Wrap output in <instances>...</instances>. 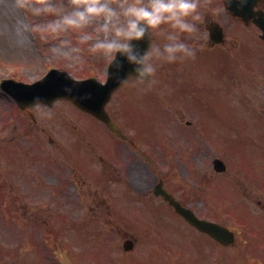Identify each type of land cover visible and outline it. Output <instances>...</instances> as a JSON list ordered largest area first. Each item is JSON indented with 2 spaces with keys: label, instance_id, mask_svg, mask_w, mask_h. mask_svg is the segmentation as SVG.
I'll return each mask as SVG.
<instances>
[{
  "label": "rangeland",
  "instance_id": "374dc122",
  "mask_svg": "<svg viewBox=\"0 0 264 264\" xmlns=\"http://www.w3.org/2000/svg\"><path fill=\"white\" fill-rule=\"evenodd\" d=\"M11 2L12 0H0V75L14 73L23 79L31 80L41 76L47 67H59L79 77L99 72L108 61L101 55L88 62L74 64L55 51L53 48L55 41L45 40L38 33H28L24 38L19 37L15 32L14 19L5 12L6 6ZM18 15L23 16V12H18ZM244 37L247 39L241 42L242 57L237 67L222 64L221 61H225L227 57L218 53L213 55L215 62L205 58L178 59L181 66L176 75L182 78L185 85L192 81L188 87L191 96H176L177 93L171 84L172 65L170 61H163L153 84L140 83L142 88L138 86L137 80H128L122 88L115 91L112 100L110 99L107 104L109 112L124 124L122 127L124 130L127 129L130 136L149 138L152 143L156 142L154 140L161 142L164 145L161 148L166 159L174 153L176 160L188 146L199 150H191L194 153L189 156L186 163L183 160L177 162L176 177L166 174L165 178L175 191L178 189L180 191L176 179L189 187L186 189L188 191H180L179 196L185 203L191 205L199 216L222 220L227 224L219 221L221 224H229L230 228L237 229L238 235L235 233L234 244L224 247L213 241L201 240L202 236L194 237L195 231L183 220L167 219L170 216L177 218V215L169 212L166 206L165 211L154 206L162 203L157 198H140L128 194L126 200L139 201L142 208L134 204L129 206L126 202L122 206L116 204L113 208H83L77 205V195L72 186L62 191L52 185L51 189H43L44 191L37 195V198L48 199L47 203L43 202L46 206L42 209L19 206L7 208L18 218L17 222L13 223L3 213L1 205L4 199L0 197L2 218L0 239L4 245L19 243L1 251L0 264H6L2 262L5 257L16 258L17 255L19 263L16 264L25 261L27 264H114L115 260L121 257L115 256L113 251L121 252L118 245L122 236L125 233L131 234L134 230L137 240L131 255L141 253L130 260H137V264H150L147 256L155 257L153 264H257L258 260H260L258 264H264V208L258 201H264V186L255 180L264 175V84H261L264 83V43L251 34L244 33ZM92 56L88 54L86 58ZM221 65L228 71V78L216 74ZM212 66L215 68L214 71ZM237 77L241 82L238 86L235 81ZM252 99L258 104L250 103ZM3 103L5 106L12 105L8 97L0 94V107ZM55 104L62 109L56 113L52 112L51 115V126L61 129L59 133L54 131L52 135L54 140L50 147L57 158L61 157L57 139L69 142L70 136L88 139L99 148H104V152L113 146L114 136L103 124L80 112L68 102ZM180 111L184 112L187 119L198 120V124L193 123L190 127L181 122L186 127H182L181 130L186 129L188 132L195 127L198 128L204 121L202 128L188 132L189 140L175 128L178 119L176 116ZM198 113H201L204 120ZM15 125L13 121L8 126ZM46 126L48 124L44 125V129L37 135L40 141ZM137 128L141 133L144 131L143 136L135 135L134 130L137 131ZM117 144L115 150H119L117 155L121 162L128 154L124 150L125 145L123 147L119 141ZM141 146L144 148V144ZM151 146L158 148L157 144ZM215 156L226 162L225 173L212 171L210 160ZM75 157L87 158L82 154H76ZM129 157L135 161L139 160L133 151ZM156 164L163 172L165 171L166 166H162L160 160ZM42 169L41 173L49 171L47 174L51 177H60L59 173H67L50 164L49 159L45 161ZM244 171H250L251 177ZM0 172L2 173L0 182L12 180L13 171L9 163L5 164V159H0ZM207 172L210 173L209 181H206V187L202 188L198 196L201 174L204 179L208 176ZM125 186L124 179L123 182L119 181L109 187L112 195L119 198L118 193L122 192ZM28 187L31 185L28 184ZM3 192L5 199H12L13 195ZM119 207L128 210L126 212L132 216L134 225L141 219H145L146 222L152 221L151 225L144 227L141 224L139 226L141 232L139 228H130L119 220L118 215L123 213ZM126 212L123 213L125 216ZM65 214L70 220L77 219L80 223L72 221L57 223V219L52 220L56 216L59 219ZM46 216L48 220L43 223L48 226L50 222L52 230L61 233L60 237L64 238L63 240L58 236L49 240L50 229L48 228V233L45 232L42 224ZM146 217L163 220L159 222ZM31 221H35L36 225H31L29 223ZM138 234L141 238H138ZM111 243L113 251L107 247L108 244L111 247ZM15 251L19 254L15 255Z\"/></svg>",
  "mask_w": 264,
  "mask_h": 264
},
{
  "label": "clouds",
  "instance_id": "9594fccd",
  "mask_svg": "<svg viewBox=\"0 0 264 264\" xmlns=\"http://www.w3.org/2000/svg\"><path fill=\"white\" fill-rule=\"evenodd\" d=\"M198 8V0H12L5 12L19 37L38 33L55 41V51L74 64H82L88 54L103 55L109 75L127 62L129 74L143 82L152 80L158 60L195 55L182 37L197 32ZM154 32L158 41L152 39ZM145 38L149 46L141 50L136 42Z\"/></svg>",
  "mask_w": 264,
  "mask_h": 264
},
{
  "label": "water",
  "instance_id": "95a60500",
  "mask_svg": "<svg viewBox=\"0 0 264 264\" xmlns=\"http://www.w3.org/2000/svg\"><path fill=\"white\" fill-rule=\"evenodd\" d=\"M142 40L146 41L145 48L148 47V39ZM112 70L114 71V76L109 75L104 84L97 83L93 79L74 80L66 73L59 72L60 74H56V70H51L44 78L38 80L37 83H16L15 92L12 93L15 96H19V99L25 102L23 104H33L37 101L49 104L54 99L60 97L71 99L77 106L106 121V124L117 133L114 123L104 113V104L109 99L111 91L130 75L132 66L125 63L118 71L115 67ZM215 168L221 171L223 166L220 163H216ZM171 203L180 215H183L191 225H195L202 232H208L209 235L225 244L233 241L234 235L226 228L218 224H212V222L199 220L192 215L191 211L182 208L176 201H171Z\"/></svg>",
  "mask_w": 264,
  "mask_h": 264
},
{
  "label": "flooded vegetation",
  "instance_id": "af4514ba",
  "mask_svg": "<svg viewBox=\"0 0 264 264\" xmlns=\"http://www.w3.org/2000/svg\"><path fill=\"white\" fill-rule=\"evenodd\" d=\"M199 8L198 11L201 13V19L197 21L199 27L196 33L183 34V39H185L192 47L195 48V55L191 58H204L206 52L210 55H214L218 50H225L227 52L235 54L239 53L242 42V28L243 19L240 16L235 15V13L230 12L227 8L224 0H198ZM254 9H264V0H259ZM250 25H254L252 20L248 21ZM205 50V51H203ZM206 55V54H205ZM211 58V57H208ZM175 70L178 71V64L174 66ZM25 127L28 128L32 125V122L24 123ZM28 133V130H27ZM29 144V143H27ZM84 149L88 150L92 154H96V149L91 146L92 144L85 143ZM21 147H18V149ZM28 148V145L24 149ZM100 162L105 159L100 157ZM108 165L103 167V170L107 172L106 177H111L113 170L109 169ZM125 171V176H128L129 187L139 191V188L146 187L148 191H153L156 177L152 182L141 179V174L135 168L134 165L128 164V168ZM109 182V181H108ZM89 181L87 180V182ZM84 186L82 185V188ZM92 185H87L89 194H93L95 191L91 188Z\"/></svg>",
  "mask_w": 264,
  "mask_h": 264
}]
</instances>
